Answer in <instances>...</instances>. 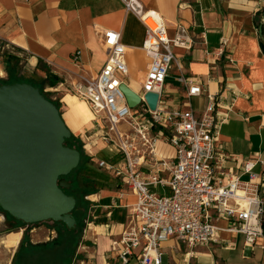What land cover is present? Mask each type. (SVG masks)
<instances>
[{
	"label": "crops",
	"instance_id": "0c3cea01",
	"mask_svg": "<svg viewBox=\"0 0 264 264\" xmlns=\"http://www.w3.org/2000/svg\"><path fill=\"white\" fill-rule=\"evenodd\" d=\"M139 1L159 14L167 37H172L176 24L181 23L193 40L189 49L174 48L176 59L164 81L167 103L182 108L186 85L180 78L201 82L204 92L189 101L193 111H203L206 93L228 107L227 121L219 131L221 149L230 156L226 166L239 172L237 164L244 158L259 154L264 160V0ZM110 29L120 32L125 47L128 72L122 80L137 91L150 62L142 47L145 27L122 0H0V44L38 78L45 79L48 72L52 79L58 77L55 85H46L44 91L57 100L67 129L76 137L90 129L93 114L85 101L68 90L83 76L95 77L100 71L108 57L103 34ZM220 46L223 53L216 55ZM5 72L0 62L1 79ZM105 150L95 149L96 157H103ZM157 150L164 157L173 155L172 147L163 142ZM97 181L101 187L88 196L91 207L81 238L64 259L60 258L64 246L56 259L40 257L49 246H61L55 232L48 230L40 240H34L37 233L28 237L24 230L22 235L17 230L3 238L9 243L4 247L13 250L9 264H122L111 250V240L117 239L128 222L137 198L108 173ZM217 224L223 228L218 232L220 241L209 247L188 252L175 240L163 242V264H264L263 236L253 248L244 247L241 234L224 230L228 225L225 220ZM11 233L12 240H6ZM15 234L13 246L10 242Z\"/></svg>",
	"mask_w": 264,
	"mask_h": 264
},
{
	"label": "built area",
	"instance_id": "2783aa9c",
	"mask_svg": "<svg viewBox=\"0 0 264 264\" xmlns=\"http://www.w3.org/2000/svg\"><path fill=\"white\" fill-rule=\"evenodd\" d=\"M122 1L145 27L142 47L150 62L140 89H133L140 102L130 107L120 89L128 70L120 32L113 29L103 34L108 57L100 71L95 77L83 76L68 90L93 114L90 129L80 134L86 150L104 148L113 156L100 158L97 168L137 198L128 222L111 240V250L122 264H163L165 241L175 240L188 252L218 243L220 219L228 224L224 230L241 234L243 246L253 248L264 237V160L259 154L244 158L237 164L239 172L226 166L230 156L221 149L219 131L228 107L206 93L203 111H193L189 101L204 92L201 82L180 78L186 85L182 108L167 103L164 81L176 59L174 48L193 44L187 26L177 23L174 35L167 37L156 11L139 0ZM222 46L216 55L223 53ZM147 92L157 93L154 110L144 98ZM160 142L172 147V157L158 153ZM158 187L159 192L152 189Z\"/></svg>",
	"mask_w": 264,
	"mask_h": 264
},
{
	"label": "water",
	"instance_id": "95a60500",
	"mask_svg": "<svg viewBox=\"0 0 264 264\" xmlns=\"http://www.w3.org/2000/svg\"><path fill=\"white\" fill-rule=\"evenodd\" d=\"M120 89L130 107L140 98L127 84ZM151 110L157 93L144 95ZM71 136L56 104L29 82L0 83V208L24 224L75 225L76 200L63 191L64 178L80 161L79 151L64 143Z\"/></svg>",
	"mask_w": 264,
	"mask_h": 264
},
{
	"label": "rangeland",
	"instance_id": "374dc122",
	"mask_svg": "<svg viewBox=\"0 0 264 264\" xmlns=\"http://www.w3.org/2000/svg\"><path fill=\"white\" fill-rule=\"evenodd\" d=\"M0 62H2L6 67V72H5L6 76L2 79L0 78L1 79L0 83H11L12 81L29 82L33 86L38 87L40 92H42V94L50 100V93L44 91V88L46 86V77L45 79L38 78L36 74L32 73L31 70L28 69L27 66L26 67L24 66L22 61L11 56V53H8V50L4 48V46L1 44H0ZM48 74L49 72L47 73V75ZM84 142L85 141H83L80 138V135L76 137L74 144L77 145L78 149L75 146L73 147H75L79 151L80 159L81 157L82 159L79 161L80 162L78 163L79 165L72 170V173L66 176L65 178V180L70 183V188H68L65 193L74 196L76 200L75 206L71 211V214L74 215L75 217L74 227L72 229H67L66 226L61 221L36 222L31 224H25V226H22V224L19 223L18 220H14L4 210L0 208V264H9L11 252H13V250H7L4 247V245L7 242H5V239L3 238L5 237V235H7L6 233L10 231L24 230L26 236L28 237L31 234L37 233L36 237H34V240H40L41 238L40 235H44V233H47L48 230L55 232L54 237L59 238L57 242L59 244L61 243L60 244L61 246L58 245L57 247H55V249H52L51 248L52 246H49L48 248L44 249L47 251L43 252L42 255H40V257H44V258L47 257V259L48 258L56 259L60 257L57 251L60 248H62V246H64L63 248L64 256L60 257L62 260V258L64 259L66 257L65 255L68 254L67 251L69 249L70 250L74 249V246L78 244V241L81 238V233L83 231L82 228L84 224L88 221V216H89L88 212L91 207V200H89L88 196L90 195V193H93L94 191L99 189L101 185H98L100 183L96 180H94V184L91 186L79 185L78 182L76 181L77 173L79 172V170L81 171V169L82 171H88L89 175L90 174L97 175V177H95L97 180L104 178L107 175L106 171L97 168L96 163L98 160H100L99 158L100 156L96 157L97 151H95V149H91V152H88L86 150V147H84L85 146ZM107 152L106 150L103 151L104 154L102 155L103 157L101 158L106 160H111L113 156L109 152L108 153ZM86 160H88L87 163H84V161ZM152 189L155 192L160 191L159 187L156 189L154 188ZM21 235H22V231H21ZM12 237H13V233H11L9 237L6 238V240L8 239L11 240ZM1 241L3 245L1 244ZM5 246L7 247V245Z\"/></svg>",
	"mask_w": 264,
	"mask_h": 264
},
{
	"label": "trees",
	"instance_id": "16d2710c",
	"mask_svg": "<svg viewBox=\"0 0 264 264\" xmlns=\"http://www.w3.org/2000/svg\"><path fill=\"white\" fill-rule=\"evenodd\" d=\"M58 81V77H56L55 76V78L54 79H52V75L51 74H48L47 75V77H46V85L47 86H53V85H55V83ZM46 97V96H45ZM47 98V97H46ZM48 99V98H47ZM50 101H52L54 104H56L57 105V107H58V109H59V103L57 102V100H52V99H50ZM59 113H60V110H59ZM75 139H76V137L71 133V136L69 137V138H67V139H65L64 140V143H66L67 145H69L70 147L71 146H75L76 148H77V145H75L74 144V142H75ZM78 149V148H77ZM81 159H82V157H81ZM80 159V160H81ZM87 161L88 160H86V161H84V163H87ZM80 163V162H79ZM79 165V164H78ZM77 165V166H78ZM85 166H86V164H85ZM76 168V167H75ZM75 168H73V169H75ZM72 169V170H73ZM72 170L70 171V173L69 174H67V175H65L64 176V178H66V176H68V175H70L71 173H72ZM94 174H90L89 175V173H88V171H82V169H81V171L79 170V172L77 173V178H76V181L78 182V184L79 185H84V186H91V185H93L94 184V180H96L97 181V179L95 178V177H97V175H94ZM98 184V183H97ZM70 188V187H69ZM68 189V188H67ZM67 189H63V191L64 192H66V190ZM89 189H91V188H89ZM18 222L19 223H21L22 224V226H25V224L23 223V222H21V221H19L18 220ZM71 231V230H70ZM59 238H57V240H58Z\"/></svg>",
	"mask_w": 264,
	"mask_h": 264
},
{
	"label": "bare ground",
	"instance_id": "6f19581e",
	"mask_svg": "<svg viewBox=\"0 0 264 264\" xmlns=\"http://www.w3.org/2000/svg\"><path fill=\"white\" fill-rule=\"evenodd\" d=\"M17 237H18V234H15V235H14V239H15V240H14L13 242H10L11 245L14 246V244H16ZM11 240H12V238H11ZM11 240H10V241H11ZM6 245H9V243L7 242ZM13 246H11V247H13Z\"/></svg>",
	"mask_w": 264,
	"mask_h": 264
}]
</instances>
